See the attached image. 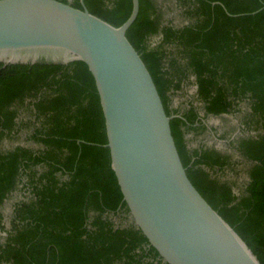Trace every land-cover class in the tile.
Returning <instances> with one entry per match:
<instances>
[{"label": "trees", "instance_id": "1", "mask_svg": "<svg viewBox=\"0 0 264 264\" xmlns=\"http://www.w3.org/2000/svg\"><path fill=\"white\" fill-rule=\"evenodd\" d=\"M60 1L115 26L132 10V0ZM175 2L179 23L165 16L172 5L139 0L126 35L168 115L179 114L169 106L170 91L186 84L196 86L206 115L243 113L239 133L231 139L232 127L221 136L226 150L189 146L206 131L192 106L170 124L191 182L264 264V9L249 14L264 0ZM21 108L29 114L17 121ZM15 129L38 147L0 149V264H168L123 201L95 80L83 61L0 63V142L13 140ZM241 171L247 181L237 193V180L222 177ZM20 184L30 195L13 204L7 226L1 208Z\"/></svg>", "mask_w": 264, "mask_h": 264}, {"label": "water", "instance_id": "2", "mask_svg": "<svg viewBox=\"0 0 264 264\" xmlns=\"http://www.w3.org/2000/svg\"><path fill=\"white\" fill-rule=\"evenodd\" d=\"M138 13L139 0H132L129 17L115 26L60 0H0V63L88 66L123 201L165 262L262 264L187 175L170 124L181 116L166 113L126 35Z\"/></svg>", "mask_w": 264, "mask_h": 264}, {"label": "rangeland", "instance_id": "3", "mask_svg": "<svg viewBox=\"0 0 264 264\" xmlns=\"http://www.w3.org/2000/svg\"><path fill=\"white\" fill-rule=\"evenodd\" d=\"M163 8L167 9V5H172L173 6V11L169 10V12H165V16L166 17H173L174 21L176 23L180 22V18L178 17L177 13L179 12V9H175V0H158ZM193 80V78H191ZM185 93L181 94L179 96H177L176 98V103L174 105L177 106V108H181L183 107V105L189 100L191 99V101H195L196 105L201 106V102H199L198 100H196V86L194 84H186L185 87ZM247 107V103L242 102L241 103V109L242 110H246ZM243 113H239L236 115H224V116H209L207 123L209 125H212V127H215L216 131H212V132H203L200 135H198L196 138H194L193 140L191 139V144L193 145H199L204 143L207 147H214L220 150H226V142H228L227 139H222L221 136L224 133L229 132L232 127H236L240 126V120L242 117ZM240 129L236 130L233 133V135L231 136V139L233 137H235L238 133H239ZM246 135H256L257 131H252V132H246ZM192 137V135H191ZM190 137V138H191ZM16 145H23L26 147H30V148H37L38 145L33 143L32 141H29L28 139H26L25 137V133L22 134L21 136H16L13 140L10 139H3L0 142V149L1 150H7L13 146ZM223 179H233V180H237V184H238V188L236 190V192L238 193L239 191V187L243 186L245 184V182L247 181V175L244 171H241L237 176H235L233 173H225V175H223L222 177ZM20 189H17L15 192H13L12 196L10 197L9 200H7L5 202V204L2 206L1 208V212L4 215V221L6 223V225H9V218L12 212V206L13 204L18 201L21 200L23 198H26L30 195V190L28 189H23L21 191V187H19ZM114 220L118 221L120 220V218L117 217H113ZM125 223V221H124ZM5 233L4 232H0V236H4Z\"/></svg>", "mask_w": 264, "mask_h": 264}, {"label": "flooded vegetation", "instance_id": "4", "mask_svg": "<svg viewBox=\"0 0 264 264\" xmlns=\"http://www.w3.org/2000/svg\"><path fill=\"white\" fill-rule=\"evenodd\" d=\"M69 2H71L70 0H69ZM186 86H184L183 87V89L181 90V91H179V93H173V90H171L170 91V104H169V106L172 108V109H176L177 110V112H179V114H177V115H182L184 112H186L188 109H190V107L192 106V107H194V111H196V113H197V120L198 121H201L202 123H204L205 124V126H206V131H208V132H212V131H216V129H215V127H212V125H209L208 123H207V120H208V118H209V116H212V115H206L205 114V112H204V109H203V105H201V106H198V105H196V102L195 101H191V99H189L184 105H183V107H181V108H177V106L176 105H174L175 103H176V98H177V96H179V95H181V94H184L185 93V88ZM29 101V100H28ZM27 101V102H28ZM202 104V103H201ZM31 107H32V105H30ZM26 114H29V112H25L22 108L21 109H19V114L17 115V117H16V120L17 121H19L21 118H23ZM241 127L240 126H237V128H236V130H238V129H240ZM205 131V132H206ZM14 133H15V136H21L22 134H24L25 133V136L27 135V132L26 131H23V130H19V129H15L14 131H13ZM191 133L190 132H188V133H186V135H185V138H187V139H189L190 140V137H191ZM189 146L190 147H199V146H206L204 143H202V144H199V145H193V144H191V142L189 143ZM237 158V157H236ZM19 187H21V191L23 190V187H22V184H20V186ZM20 189V188H19ZM25 190V189H24ZM23 190V191H24Z\"/></svg>", "mask_w": 264, "mask_h": 264}]
</instances>
